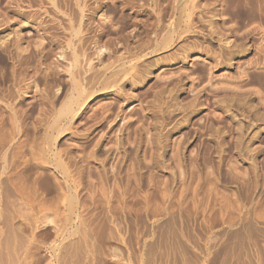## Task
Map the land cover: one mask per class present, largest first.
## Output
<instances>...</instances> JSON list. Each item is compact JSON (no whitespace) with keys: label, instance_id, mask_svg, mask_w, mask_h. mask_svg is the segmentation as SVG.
Here are the masks:
<instances>
[{"label":"rangeland","instance_id":"374dc122","mask_svg":"<svg viewBox=\"0 0 264 264\" xmlns=\"http://www.w3.org/2000/svg\"><path fill=\"white\" fill-rule=\"evenodd\" d=\"M51 1L0 0V264H264V0Z\"/></svg>","mask_w":264,"mask_h":264},{"label":"bare ground","instance_id":"6f19581e","mask_svg":"<svg viewBox=\"0 0 264 264\" xmlns=\"http://www.w3.org/2000/svg\"><path fill=\"white\" fill-rule=\"evenodd\" d=\"M14 1H17V0H13V3H14ZM50 1H51V0H50ZM52 1H53V0H52ZM52 1H51L52 5H53V3L56 4V0L53 1V2H52ZM63 1H65V3H67L68 8H69V4L71 5L72 8L75 6V5H73L72 2H76L75 4H77V7H80V6H79V5H80V1H79V0H76V1L74 0V1H72V2H70V3H68L70 0H63ZM92 1H93V0H92ZM94 1L101 2V0H94ZM58 2H60V1L58 0ZM61 2H62V1H61ZM89 2H90V1H89ZM82 3H84V2H82ZM82 3H81V4H82ZM101 3H102V2H101ZM99 4H100V3H99ZM103 4H104V3H103ZM103 4H102V6H103ZM44 5H45V4H44ZM86 5H87V4H86ZM54 6H55V5H54ZM59 6H60V5H59ZM64 6H65V4H64ZM100 6H101V5H100ZM43 7H44V6H43ZM88 7H90V6H88ZM88 7H87V10H88ZM13 8H14V7H13ZM49 8H51V7H49ZM49 8H48V9H49ZM65 8H66V7H65ZM75 8H76V7H75ZM80 8H81L80 11H82V17H81V14H80V17L83 19V18H84L83 11H84V9H85L86 7H85V5H84V6L81 5ZM15 9H16V8H14V10H15ZM40 9H41V8H40ZM91 9H92V8H91ZM12 10H13V9H12ZM14 10H13V11H14ZM45 10H46V9H45ZM53 10H54V9H53ZM68 10H69V9H68ZM78 10H79V9H78ZM39 11H40V10H39ZM72 11H73V9H72ZM75 11H76V10H75ZM75 11H74V14H76V12H77V14L80 13V12H78V11H76V12H75ZM88 11H89V10H88ZM44 12H48V11H44ZM51 12H52V11H51ZM54 12H55V11H54ZM42 13H43V11H42ZM71 13H72V12H71ZM39 14H40V13H39ZM44 14H45V13H44ZM46 14H47V13H46ZM65 14L68 15L69 12H68V14H67V13H65ZM41 15H42V14H41ZM44 16H46V15H43V17H44ZM69 16H70V15H69ZM72 16H73V15H72ZM74 16H75V15H74ZM43 17H42V20L40 19L41 22H42L43 19H44ZM46 17H47V16H46ZM75 17H76V16H75ZM78 17H79V16H78ZM78 17H76V19H77ZM85 17H86V16H85ZM91 17H92V16H91ZM38 18H39V17H38ZM69 18H70V17H69ZM81 18H78V20L81 19ZM89 18H90V17H89ZM91 19H92V18H91ZM69 20H72V19H69ZM73 20H74V19H73ZM79 22H80V21H79ZM84 22H85V21H84ZM86 22H87V21H86ZM103 22H104V21H103ZM70 23H72V22H70ZM76 23H77V22H76ZM104 23H105V22H104ZM45 24H47V23H45ZM80 24H81V22H80ZM85 24H86V23H85ZM90 24H91V23H90ZM38 26H39V25H38ZM56 26H57V25H56ZM56 26H55V27H56ZM39 27H41V26H39ZM42 27H43V26H42ZM70 27H71V26H70ZM80 27H82V25H80ZM87 27H88V26L86 25V28H87ZM37 28H38V27H37ZM44 28H45V27H44ZM46 28H47V27H46ZM68 28H69V27H68ZM89 28H90V27H89ZM48 29H49V28H48ZM53 29H54V27H53ZM56 29H57V27H56ZM69 29H70V28H69ZM77 29H78V28H77ZM80 30H82V29H80ZM80 30H78V31H80ZM86 30H87V29H86ZM39 31H40V30H39ZM52 31H53V30H52ZM52 31H48V32H52ZM83 31H84V30H83ZM83 31H82V33H84ZM41 32H43V31H41ZM80 32H81V31H80ZM45 33H47L46 30H45ZM57 33H58V32H57ZM40 34H41V33H40ZM47 34H49V33H47ZM47 34H46V35H47ZM52 34H53V33H52ZM76 34H78V33H76ZM79 34H81V33H79ZM41 35H42V34H41ZM46 35H45V36H46ZM54 35H55V34H54ZM58 35H59V34H58ZM47 36H49V35H47ZM84 36H85V35H84ZM41 37H42V36H41ZM50 37H51V36H50ZM53 37H54V36H53ZM55 37H56V36H55ZM51 38H52V37H51ZM53 39H55V38H52V40H53ZM80 39H81V38H80ZM84 40H85V39H84ZM80 41H82V40H80ZM94 41H95V40H94ZM95 43H96V42H95ZM80 44L82 45V43H80ZM17 45H18V44H17ZM17 45H15V47H16ZM81 45H80V46H81ZM85 45H86V44H85ZM101 45H102V44H101ZM18 46H19V45H18ZM99 47H100V46H99ZM17 49H18V48H17ZM84 49H85V48H84ZM21 50H22V49H21ZM79 51H80V50H79ZM16 53H17V52H16ZM78 53H79V52H78ZM80 53H81V52H80ZM85 54H86V53H85ZM91 54H92V53H91ZM98 54H99V53H98ZM77 55H78V54H77ZM81 55H82V54H81ZM87 55H88V54H87ZM92 55H93V54H92ZM75 56H76V55H75ZM89 56L91 57V55H89ZM89 56L87 57L88 59H89ZM98 56H100V54H99ZM81 57H82V56H81ZM84 57H85V56H84ZM78 58H79V57H78ZM22 59H23V58H22ZM76 59H77V58H76ZM86 61H90V60H86ZM77 62H78V61H77ZM91 62H92V61H91ZM93 66H94V65H93ZM92 68H93V67H92ZM95 68H96V67H95ZM95 68H94V69H95ZM91 70H92V69H91ZM104 71H105V69H104ZM104 71H103V74H104ZM50 72H51V71H50ZM76 72H77V71H76ZM81 72H82V71H81ZM83 72H84V71H83ZM83 72H82V73H83ZM90 72H91V71H90ZM95 72L97 73V71H94V73H95ZM105 73H106V72H105ZM85 75H86V74H85ZM93 75H94V74H93ZM97 78H98V77H97ZM98 79H99V78H98ZM82 80H83V79H82ZM87 80H88V79H87ZM76 81H77V80H76ZM96 81H97V80H96ZM81 83H82V82H81ZM81 83H80V84H81ZM88 83H89V82H88ZM95 83H96V82H95ZM74 84H75V82H74ZM81 86H82V85H81ZM94 86H95V85H94ZM95 87H96V86H95ZM81 89H82V87H81ZM79 92H80V91H79ZM80 93H81V92H80ZM91 94H92V92H91ZM78 95H79V94H78ZM63 120H64V119H63ZM48 141H49V140H48ZM41 149H42V148H41ZM7 199H8V198H7ZM4 203H5V202H4ZM15 203H16V202H15ZM15 203H14V204H15ZM70 205H71V204H70ZM70 205H69V206H70ZM69 206H68V208H69ZM71 206H72V205H71ZM15 207H16V206H15ZM24 207H25V206H24ZM33 207H34V206H33ZM11 208H12V207H11ZM20 208H21V207H20ZM25 208H26V207H25ZM28 210H29V209H28ZM5 211H6V210H5ZM23 211H24V209H23ZM72 211H73V210H72Z\"/></svg>","mask_w":264,"mask_h":264}]
</instances>
